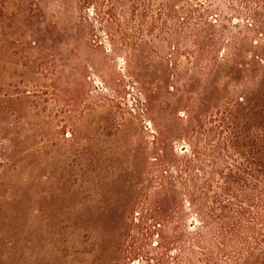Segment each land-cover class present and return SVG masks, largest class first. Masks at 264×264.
Returning <instances> with one entry per match:
<instances>
[{"label": "rangeland", "instance_id": "obj_1", "mask_svg": "<svg viewBox=\"0 0 264 264\" xmlns=\"http://www.w3.org/2000/svg\"><path fill=\"white\" fill-rule=\"evenodd\" d=\"M197 9L0 0V264L154 255L173 194L185 200L170 177L191 146L211 171L213 107L230 87L213 70V15ZM173 242L172 264H203L199 248L183 256Z\"/></svg>", "mask_w": 264, "mask_h": 264}, {"label": "trees", "instance_id": "obj_2", "mask_svg": "<svg viewBox=\"0 0 264 264\" xmlns=\"http://www.w3.org/2000/svg\"><path fill=\"white\" fill-rule=\"evenodd\" d=\"M180 2H196L201 21L213 15V70L217 78L226 71L230 87L213 107L211 171L191 146L192 162L178 165L177 177H170L185 200L177 203L173 194L170 214L158 224L154 255L139 250L135 258L137 264H172L168 254L175 240L184 243L183 256L199 248L203 264H264V0H164L171 16ZM185 216L194 217L193 231L181 225ZM178 259L171 258L174 264Z\"/></svg>", "mask_w": 264, "mask_h": 264}]
</instances>
